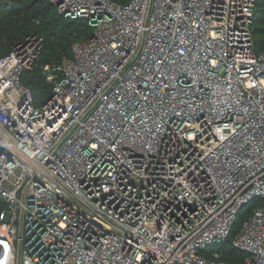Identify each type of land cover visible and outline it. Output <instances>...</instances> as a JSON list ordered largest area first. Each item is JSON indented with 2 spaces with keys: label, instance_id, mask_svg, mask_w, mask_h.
<instances>
[{
  "label": "built area",
  "instance_id": "built-area-1",
  "mask_svg": "<svg viewBox=\"0 0 264 264\" xmlns=\"http://www.w3.org/2000/svg\"><path fill=\"white\" fill-rule=\"evenodd\" d=\"M50 1L92 33L41 103L44 38L0 58V264H233L248 205L264 264L261 0Z\"/></svg>",
  "mask_w": 264,
  "mask_h": 264
},
{
  "label": "trees",
  "instance_id": "trees-1",
  "mask_svg": "<svg viewBox=\"0 0 264 264\" xmlns=\"http://www.w3.org/2000/svg\"><path fill=\"white\" fill-rule=\"evenodd\" d=\"M12 3H16L19 2L18 0L14 1L11 0ZM30 3H28V6L31 4H34V2L37 4L38 2H42L44 0H28ZM113 1H117V2H126L127 0H113ZM50 7L51 8H55V6L50 2ZM56 12V17L55 20H57V22L60 21V19L63 18L62 15H60L57 10ZM38 10H34L33 11V17L32 19H36L38 18L37 16ZM15 13H10L9 11V5L8 3L5 2V4H0V25L5 21V19H7V17H12L13 15H15ZM57 18V19H56ZM64 19V18H63ZM65 21L69 22L66 24V27L62 33V35L60 37H58V39L56 40V42L51 45L49 48H47V51H45L44 47H43V51L41 53V55L39 56V59L37 61V68L30 73H27L24 77H23V82L24 84L28 85L30 88H32L33 92H34V96L35 99L37 101V103H41L44 102V100L46 99V97H48L51 93V86L47 84L43 74H42V68L44 65L46 64H59L62 63L64 60L71 58V46L69 49V53H67V49L68 46L71 42V40L75 37H77V33L74 32V29L76 27V25L78 24V21L83 22L85 27V35L81 40H84L86 38H88L91 33H92V29L89 27L88 23L84 20H67L65 19ZM255 26L256 27H263L264 26V0H261L260 5L258 10L256 11L255 14ZM21 31V29L17 28V27H12L9 31H2L0 29V42L3 43V41L7 42H11V46H10V51L8 53H4L1 54L0 51V58L9 54L13 48V45H15L16 43L23 41L24 39H18V33ZM20 34V33H19ZM36 36H41L43 37L44 35H37L34 34ZM48 36H44V41H45V45L47 43V41L52 40L53 38H55V36L57 35L56 31H50L49 33H47ZM31 36V35H29ZM6 43H3L6 47H8ZM255 44H256V40H255ZM256 49L258 51H264V50H260L257 46ZM34 84H37L38 86H35ZM35 86V87H33ZM6 207V204L3 200H0V211L2 209H4ZM249 205L245 208L244 213L239 217L238 220V224L235 227V231H238L243 219L246 217V213L249 210ZM233 233V235H234ZM233 235L231 236V238L229 239V241L221 248V251L223 252V257L222 259L229 262V263H233V264H238L243 258L244 255L240 254L239 252L235 251L232 248V239H233Z\"/></svg>",
  "mask_w": 264,
  "mask_h": 264
},
{
  "label": "rangeland",
  "instance_id": "rangeland-1",
  "mask_svg": "<svg viewBox=\"0 0 264 264\" xmlns=\"http://www.w3.org/2000/svg\"><path fill=\"white\" fill-rule=\"evenodd\" d=\"M16 1V0H14ZM19 2L12 3L11 0H0V4L8 3L9 5V11L10 13H15L12 17H7L5 21L0 25V29L2 31L6 30L9 31L12 27H17L21 29V31L18 33V39H24L25 37L29 35H44L45 37L48 36L47 33L50 31H56L57 35L52 40L47 41L46 45L44 44V49L47 51V48H49L51 45H53L58 37H60L66 27V24L69 23L65 21V17L60 19L59 22L55 20L56 10L54 8L50 7V0H44L42 2H38L37 4L34 2V4H31L28 6V3H30L28 0H18ZM53 4V3H52ZM38 10L37 16L38 18L32 19L33 17V11ZM57 19V18H56ZM84 23L78 21V24L76 25L74 32L77 33V37L73 38L68 46L67 53H69V49L71 44L80 41L84 35ZM43 36V37H44ZM256 46L260 50H264V26L262 27H256ZM6 41H3V43H6ZM2 42H0V51L1 54L8 53L10 51L11 42H7L8 47H6ZM35 86H38L37 84H34ZM33 86V87H35ZM256 205L255 207H257ZM218 247V245L211 246L212 250H215Z\"/></svg>",
  "mask_w": 264,
  "mask_h": 264
}]
</instances>
